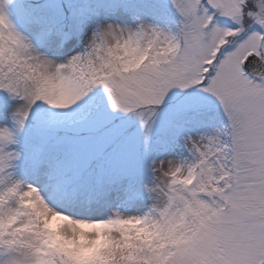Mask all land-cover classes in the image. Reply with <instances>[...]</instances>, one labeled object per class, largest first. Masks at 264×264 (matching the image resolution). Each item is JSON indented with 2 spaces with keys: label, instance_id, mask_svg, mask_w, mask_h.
Wrapping results in <instances>:
<instances>
[{
  "label": "snow or ice",
  "instance_id": "obj_1",
  "mask_svg": "<svg viewBox=\"0 0 264 264\" xmlns=\"http://www.w3.org/2000/svg\"><path fill=\"white\" fill-rule=\"evenodd\" d=\"M0 264H264V0H0Z\"/></svg>",
  "mask_w": 264,
  "mask_h": 264
},
{
  "label": "rangeland",
  "instance_id": "obj_2",
  "mask_svg": "<svg viewBox=\"0 0 264 264\" xmlns=\"http://www.w3.org/2000/svg\"><path fill=\"white\" fill-rule=\"evenodd\" d=\"M170 15H174V14L170 13Z\"/></svg>",
  "mask_w": 264,
  "mask_h": 264
}]
</instances>
